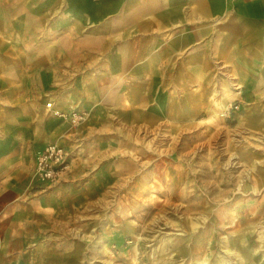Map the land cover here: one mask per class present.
<instances>
[{"label": "rangeland", "instance_id": "1", "mask_svg": "<svg viewBox=\"0 0 264 264\" xmlns=\"http://www.w3.org/2000/svg\"><path fill=\"white\" fill-rule=\"evenodd\" d=\"M139 1L0 0V264H264V85L241 79H259L263 59L248 35L225 42L231 8L153 26L136 43L162 51L154 110L116 107L114 35L130 51ZM191 34L193 49L168 47ZM86 37L97 42H74ZM77 66L84 103L55 107ZM49 140L70 164L43 182L34 158Z\"/></svg>", "mask_w": 264, "mask_h": 264}, {"label": "crops", "instance_id": "2", "mask_svg": "<svg viewBox=\"0 0 264 264\" xmlns=\"http://www.w3.org/2000/svg\"><path fill=\"white\" fill-rule=\"evenodd\" d=\"M139 2L141 3V7L134 9L131 15L132 17L137 16L135 32L140 34L135 35L134 32V36H131L133 44L130 47V51L127 50L125 46H122L124 37H128V35H124L123 33H116L114 35L115 41L113 43H115V50L113 51L112 57L115 61L111 63L115 66L116 74L113 78L114 85L110 89L113 93H107L106 98H114L116 107H121L123 104H119V102L122 103V99L127 97L126 99L130 101V109L133 114L139 115L141 111L150 114V111L154 110V103L153 100L151 102L150 97L152 99L154 96L155 86L160 83V76L162 75L160 69L156 68L155 63L157 60H160L162 56L156 60L153 53L154 51H158L159 53L162 51L156 50L158 47L154 49L148 47L146 49L143 44L137 45V37L140 36L141 39L145 38L148 41L153 26H155V28L161 27V25L162 28H165L166 25L170 27L187 24L197 26L203 24L206 18L222 12L225 8L234 10V12L230 14V21L225 25L226 31H228V33H225L228 35L225 42L231 43L230 41L233 39L235 40V36L248 35L245 40L250 41L247 47L253 53L252 56H259L263 59V65L259 62L261 66V70H259V79L255 80L248 74H244L241 79L244 82L256 81L259 82L261 86L264 85V0H141ZM132 23H135V19H133ZM195 35L196 34H191L188 35V37L179 36L175 39L169 37V40H173L169 42L168 47L170 49L177 47V49L181 51L185 48L193 49L194 44L199 40L198 36L196 37ZM88 41L97 42V40L90 37L74 39L77 45H81L86 49L89 47ZM98 46L102 45L99 44ZM199 50L200 49H196V51ZM128 56L130 57L129 61ZM144 58L147 60L144 61ZM76 68L80 70L73 69L70 71L66 79L63 80L62 86L58 88L59 90L56 92L58 96L54 97L56 100L54 101L55 107H60L62 109L69 108V102L75 101L71 98H77L78 102L84 103L82 99L85 92L82 87L86 82L87 70L83 71L84 68L79 66ZM108 68L109 67H104L101 69L100 75L104 74V72L106 73ZM203 71L202 69H196V75L190 79V82L194 85L195 92L199 86L201 87L198 92H204L209 88L207 83L203 82V78L207 77L204 73L207 71V67H205V71ZM211 71L212 70L208 71V78L209 74L212 73ZM75 73H77V76L74 77L72 82L70 78L75 75ZM125 73L129 75L128 81L123 80L125 79ZM105 81H109L107 77H105ZM202 82L206 86H204ZM247 86L249 87L250 84ZM144 91H146V93ZM59 95H61L60 98H58ZM106 103L109 105L107 101ZM145 108H147V111L144 110ZM50 142L57 141L49 140L45 142L39 150ZM64 174L65 171L61 173L60 178Z\"/></svg>", "mask_w": 264, "mask_h": 264}, {"label": "built area", "instance_id": "3", "mask_svg": "<svg viewBox=\"0 0 264 264\" xmlns=\"http://www.w3.org/2000/svg\"><path fill=\"white\" fill-rule=\"evenodd\" d=\"M75 124L83 119V112L72 110L66 113ZM70 156L67 148L58 142L47 143L35 157V171L39 180L52 182L58 180L69 166Z\"/></svg>", "mask_w": 264, "mask_h": 264}, {"label": "bare ground", "instance_id": "4", "mask_svg": "<svg viewBox=\"0 0 264 264\" xmlns=\"http://www.w3.org/2000/svg\"><path fill=\"white\" fill-rule=\"evenodd\" d=\"M70 164V163H69ZM66 171V170H65ZM58 178H60V176L58 177Z\"/></svg>", "mask_w": 264, "mask_h": 264}]
</instances>
